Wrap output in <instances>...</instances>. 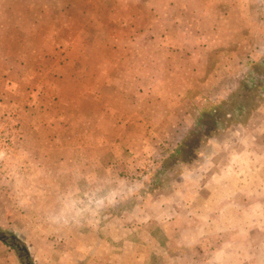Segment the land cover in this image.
<instances>
[{"label": "rangeland", "instance_id": "374dc122", "mask_svg": "<svg viewBox=\"0 0 264 264\" xmlns=\"http://www.w3.org/2000/svg\"><path fill=\"white\" fill-rule=\"evenodd\" d=\"M248 1L253 9L264 4ZM234 3L0 0V235L7 237L0 264H24L13 235L40 264H264V136L262 148L243 147L249 162H231L236 124L216 130L219 144L209 152L208 117L185 139L180 128L167 127V120L185 119L183 107L193 120L200 105L207 114L228 100L213 101L206 84L204 93L198 89L199 63L188 57L185 65L180 49L160 43L167 42V25L185 26L171 32L174 38L197 24L206 32L215 23L209 9ZM260 55L234 82L233 101L242 102L237 94L251 92L246 87L264 99ZM184 66L189 88L181 97L175 91L182 80L167 68L180 73ZM243 102L247 110L254 105L251 96ZM227 168V177L213 179ZM200 170L206 175L196 180ZM71 184L90 185L91 219L78 208L65 215Z\"/></svg>", "mask_w": 264, "mask_h": 264}, {"label": "crops", "instance_id": "0c3cea01", "mask_svg": "<svg viewBox=\"0 0 264 264\" xmlns=\"http://www.w3.org/2000/svg\"><path fill=\"white\" fill-rule=\"evenodd\" d=\"M234 2L235 7L230 8L226 11H222L221 9L215 10V8H213V10L209 9L208 15H211L213 17V21H215V23L211 25V28L205 27L206 32L203 29V25L197 24L196 26H194L191 33L183 35L182 38H174L171 32L175 30L183 32L185 31V26L179 24H170L167 25V42H160L165 45L167 44V51H171L172 48L180 49L178 53L180 56H182L183 60H187V58L190 57L188 58L189 60L194 58V60L199 63V69H196L195 72L200 76L199 80H201V86L197 88L203 90V93L205 87L207 89L213 90L212 96L213 101L215 102L231 98V96L233 95L232 93L237 90V87H233L235 86L234 82L241 81L240 78L244 74L245 69L248 67V64L252 63L253 60H259L261 56L260 54L264 52V4L259 1L260 8L253 9V7H251L250 5V1L248 0H245L244 2H242L241 0H234ZM233 15L237 17L239 23L233 24L230 22V20H225L226 16L229 17ZM250 18L252 20H257V23L248 22ZM255 32L258 33V37L254 36ZM259 34H261L260 37ZM205 55L209 57L212 56L211 61L209 62L212 66L208 67L207 71L205 66ZM170 60L171 58L167 57V61ZM186 60L184 62L182 61L183 63H185V65H187ZM237 64L240 65V68H237L235 72L232 67L233 65ZM238 70L240 72H238ZM167 71L173 74V77H178L182 80L179 88L176 89L175 93L180 94L181 97L186 95L189 85L186 82L185 78H183L182 73L187 72V66L179 67L180 73H177V71L173 70L171 71L168 68ZM205 77L207 80L204 83ZM205 84L206 86L204 87ZM169 91L172 92L171 86L167 82V92ZM189 95H191V92L189 93ZM199 97L202 98V95H200ZM215 109H218V107L214 108L213 110ZM181 110H183V113H185L184 120L180 119V122L177 124H172L167 120V127L180 128L178 135L182 136L183 134V136L180 137L179 140L182 138L185 139L188 135V130H191V128L198 126L201 120L200 117L204 112L203 106L200 105L199 109L197 108L196 110L197 113L199 112V114L201 112L199 117L193 120H189L186 116L188 112L187 107H183V109ZM260 113L264 114V108L253 110L246 122H239V124L236 125V128L239 130L240 134L237 140H235L236 143L234 144V146H231L228 149L227 156L229 161L235 162L236 160H241L249 162L251 154L248 151H242L245 145H255V148H262L260 138L264 136V120L257 121L255 119L256 115ZM241 132L244 133L243 136H241ZM246 133L249 134L246 135ZM233 165L236 164L233 163ZM231 168L232 171H230L231 169L227 168L224 169L221 173H214L213 179L218 181V176H220V178L227 177L229 171L230 173H232V175L236 176V169L234 167ZM243 168V170L249 169L247 167ZM195 174L196 180H198V178L200 180V176L204 177L206 175V173L204 174L201 170L197 171V173ZM192 176L193 175L190 174V177ZM211 182L207 183L212 185ZM220 183L222 184V182ZM212 186L214 187L215 185L213 184ZM65 187L66 189L64 191L69 193V197H66V199H68L67 202H63L62 204L63 207H67L69 210V212H67V214L65 213V215L73 216L74 211H72V209L74 210L75 208H78L83 211L84 217L88 216V219H91L93 203L91 200L90 185H84L82 188L79 186V189H77L78 187H76L75 184L66 185ZM61 190L63 191V189H60V191ZM76 191L83 192L84 198L80 199V201L75 197ZM235 201L238 204L244 202L245 200ZM100 205L101 209L102 204ZM100 214L102 221L107 220V211H104V213L100 212ZM64 217L66 219H69L66 216ZM0 240H2V242L0 241V248L2 249L3 246L1 244H4L3 242H6V240ZM25 246L27 247V245ZM27 249L29 254L31 253V258L33 256V263L40 264L36 260L33 251L29 247H27ZM1 257H4V255Z\"/></svg>", "mask_w": 264, "mask_h": 264}, {"label": "trees", "instance_id": "16d2710c", "mask_svg": "<svg viewBox=\"0 0 264 264\" xmlns=\"http://www.w3.org/2000/svg\"><path fill=\"white\" fill-rule=\"evenodd\" d=\"M245 89L248 91H251V92L246 91L245 94L243 92H240L239 94H237L238 98H242V102H238L235 100L233 101L232 98H229L228 100H225L223 102L222 109H221L222 111H219V109H215L211 112H208L207 114L206 113L203 114L199 125L196 127V131L200 130L201 128H205V126L207 125V123L205 121L207 119V117L209 118V120H212V122L214 124V126L210 127L212 129L211 134L205 135L209 139L208 145H207V147H205V150H207L208 152L213 151V149H212L213 145L216 146L217 144H219V141H218V138L216 135L217 129H221L223 127V129L225 130V128L230 127L232 124H236V125L239 124V121L228 118V115H232V113H234V110L235 111L237 110L238 112H241V113H242V111H244V112L249 111V116H250V113H252L253 110L258 109V108L259 109L264 108V99L261 96H259V93H261V92L259 90H256V89L250 90L248 87H246ZM246 93H249V95ZM250 96L252 98L254 105L249 107L251 110L250 109L247 110L244 106L243 97L247 98ZM234 104H235V107L231 108L232 105H234ZM240 117H243V116L240 115L239 118ZM221 132H222V129H221ZM191 134H192V132L190 134H188L186 136V138H188ZM187 146H189V145H187ZM197 149H198V147L195 146V150H197ZM12 238H13L12 244L21 253L22 250L20 249V246L22 245V243H19L17 241L18 239L15 235H13ZM17 243H19L20 246H18ZM22 246H25V245H22ZM29 256H30V254H29ZM21 258H23L22 255H21ZM29 262H30V264H34L33 261L31 260V257H29Z\"/></svg>", "mask_w": 264, "mask_h": 264}, {"label": "flooded vegetation", "instance_id": "af4514ba", "mask_svg": "<svg viewBox=\"0 0 264 264\" xmlns=\"http://www.w3.org/2000/svg\"><path fill=\"white\" fill-rule=\"evenodd\" d=\"M17 245L20 246L19 243H17ZM22 245H23V244H22ZM22 245H21V246H22ZM21 246H20V249L22 250V252H21L20 254L23 256V259H24V260H23V263H24V264H30V262H29V257H30V256H29L28 249H26L25 246H22V247H21Z\"/></svg>", "mask_w": 264, "mask_h": 264}, {"label": "water", "instance_id": "95a60500", "mask_svg": "<svg viewBox=\"0 0 264 264\" xmlns=\"http://www.w3.org/2000/svg\"><path fill=\"white\" fill-rule=\"evenodd\" d=\"M0 239L6 240V239H7V237H6V235H5V234H2V235H0ZM25 248L27 249V247H26V246H25Z\"/></svg>", "mask_w": 264, "mask_h": 264}]
</instances>
